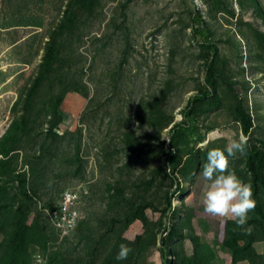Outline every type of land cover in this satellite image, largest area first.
I'll list each match as a JSON object with an SVG mask.
<instances>
[{"label": "rangeland", "instance_id": "obj_1", "mask_svg": "<svg viewBox=\"0 0 264 264\" xmlns=\"http://www.w3.org/2000/svg\"><path fill=\"white\" fill-rule=\"evenodd\" d=\"M99 1L91 14L72 6L79 0H0V138L23 114H33L37 120L33 128L43 127L45 132L48 94L51 90L60 92L62 80H72L76 87L65 93L69 127L62 124L56 138L47 135L52 146H48L47 155L52 159L43 174H38L36 180L31 176L28 164H23L24 147L7 156L0 154V159H8L19 152L17 168L26 174V190L32 187L30 181L36 188L29 192L30 201L22 203L30 206L26 211L31 215L35 214V206L46 214L60 235L58 241H48L45 248L39 241L24 247L28 264H47L50 250L67 238V246L85 252L84 259L88 258L89 248L98 243L94 264H163L158 219L167 208L166 192L171 195L175 189L167 223L184 225L178 245L188 255L194 246L188 235L192 233L214 253L215 264H264V225L255 222L249 213L245 227H236L240 232L248 230L249 237L243 242L246 256L234 263L223 243L226 226H235L233 220L204 211L202 194L208 182L198 170L192 178L186 171L191 161L187 150H199L205 161L209 150L220 148L227 154L231 139L244 136L234 114L236 101L229 85L250 117L249 139L244 137L248 146L254 145L262 152L264 167V53L247 25L239 22L264 30V0H257L258 7L248 0H204L220 9L224 3L230 5L234 16L222 10L208 11L202 0ZM242 2L246 4L244 9ZM197 10L215 28L213 40L220 47L217 66L229 85L219 81V109L210 110L213 102L206 100L195 104L201 139L192 143L188 135L177 130L178 123H185L187 128L190 125L185 118L188 105L200 94L208 73L207 49L192 32L191 18ZM67 18L73 26L58 34L57 25ZM55 38L59 41L56 61L40 74L47 47ZM251 45L254 52L261 53L259 57L253 55ZM35 80L40 88L35 91V99L28 101L27 93ZM128 131H134L135 136L127 142ZM24 136L27 143L30 132ZM72 153L81 162L76 161L68 174L63 165H68L67 157ZM254 164H258L257 159ZM229 169L244 181L249 180L244 153L229 157ZM23 187L18 182L16 200ZM108 188L111 192L123 188L136 205L150 202L146 219L134 221L125 231L120 223L111 226L116 214L107 210ZM66 192L77 195L69 210L76 209V226L80 227L64 233L54 222L55 212L62 209L58 203ZM143 195L145 200L141 199ZM51 199L57 204L55 211L44 207ZM262 203L264 208V195ZM2 215L3 220L9 219L6 211ZM1 230L8 234V229ZM2 234L0 231L1 241ZM122 243L132 251L127 259L117 260Z\"/></svg>", "mask_w": 264, "mask_h": 264}, {"label": "trees", "instance_id": "obj_2", "mask_svg": "<svg viewBox=\"0 0 264 264\" xmlns=\"http://www.w3.org/2000/svg\"><path fill=\"white\" fill-rule=\"evenodd\" d=\"M206 5L208 11L213 13H219V11H226L230 15H235L234 10L228 4H223L222 9L215 8L208 2L202 0ZM251 1V4L255 7L259 6L257 0H248ZM101 1L99 0H79V3H71L72 6H78L82 9L88 10L89 13L93 14L94 9L99 5ZM241 8L246 7L245 2L240 4ZM260 15L263 16L262 10L259 11ZM224 13V12H223ZM225 17V16H224ZM64 19V17L62 18ZM242 24L247 25L250 30V35L254 38L258 47H261L262 53H264V30L254 27L249 22H244L239 20ZM74 22L69 20H63L62 23L57 25L59 30L58 34L62 33L64 30H68L73 26ZM192 32L197 41L207 49L208 56L205 59V64L208 69V73L205 77L204 84L200 89V94H197L193 100L188 105L189 110L186 113L185 118L189 120L190 125L186 126L184 123H178L179 129L177 132L185 133L188 135L192 143L201 139V136L197 133V122L198 119L194 113L195 104L206 100L210 103L213 102V106H210V110L219 109L222 106V96L219 92V81L226 83L225 74L218 69V58H219V45L213 40L215 34V28L212 25L211 21L204 16L200 10H197L193 17L191 18ZM241 30L243 35H246L245 30ZM59 44V41L55 38L53 43H50L47 47V51L44 55V60L41 62L39 68V73L42 74L44 70L46 71L49 66H51L56 61L57 52L56 45ZM263 45V46H262ZM238 48L240 44L238 42ZM252 46V45H251ZM253 55L261 54L259 51L254 52L255 48L252 46ZM241 55H239L240 60ZM243 69L241 68V71ZM72 80H62V90L60 92H55L51 90L47 97V103L44 106V118L48 121V128L44 132L43 127L34 129L36 124V118L33 114H23L20 118H15L3 136L0 138V154L8 155L12 151L21 150V147H24L26 157L23 164H28L30 168V174L35 179L38 174H43V171L47 170L49 163L51 161V156L47 155V150L49 142L47 135H54L53 138H56L57 133H60V128L62 124H66V127H69L68 119L66 116V109L64 108V99L65 93L67 90L76 89L73 87ZM40 88V83L38 80H35L32 86L30 87L27 93L28 101L35 99V91ZM231 90V95H233L236 105L234 106V114L236 120L240 124L241 133L244 136L248 137V131L251 127V121L248 113L242 108L241 100L237 101L238 96L236 95V90L229 85ZM46 88V93H47ZM239 100V99H238ZM209 106V105H208ZM30 132V138L27 143H24V135ZM68 132V131H67ZM135 136L134 131H128L125 133L126 141H130L131 138ZM38 137H43L38 138ZM52 147V146H51ZM62 151V149H61ZM59 152V154L61 153ZM190 155V164L188 165L186 171L188 175L192 178L194 171L198 170L202 174V165L206 163L202 159V154L199 150H195L192 147L189 151ZM16 153L13 157L5 159H0V231L3 233L4 240H0V264H28V260L24 257L25 253L23 248L29 245L30 243H35L39 241V244L42 247H46L45 244L50 241L59 240V232L53 226L52 222L48 219L46 214H42L38 210L35 211L33 215L26 211L28 206H25L22 201H30L29 192H34L36 190L35 184L30 181L29 190H26V174L24 171H18L19 166V152ZM262 152H260L254 145L248 146L246 144V149L244 152L245 165L247 171L250 173L249 180H245L246 183H249L252 188V198L255 201V208L250 212V216L255 222H260L264 225V208H263V193H264V167L263 161L261 159ZM255 159L258 160V164L255 165ZM68 165L64 166V171L70 174L71 169L73 168L76 161L81 162L77 155L73 153L67 157ZM79 167V165H78ZM54 168H52L53 171ZM74 171H77L75 168ZM59 178V177H57ZM36 180V179H35ZM24 184V187L21 191V196L16 200L17 196V184ZM54 183V182H53ZM146 186V184L144 183ZM148 186V185H147ZM49 187H53V184ZM48 187V188H49ZM142 185H139L140 189ZM50 189V188H49ZM57 191L56 189H50ZM61 190V189H60ZM108 200L107 210H112L115 214V220L111 222V226H115L117 223H120L124 231L127 227L136 220H141L143 222L146 219L145 210L148 205V201H142L141 204H137L133 200L132 196L126 194L123 188H117L115 192H111L108 188ZM176 192V189L171 192V195ZM169 192H166L167 199V208L162 210V216L158 219V224L160 225V231L163 229L167 230V235L162 236L160 247L161 256L163 258V264H215V255L211 250H208L202 243V240L199 236H195L192 233H189V238L194 243L192 254L184 250L183 246H179L181 238L183 237L182 229L184 225H179L178 222L173 224H167L170 221L168 211H172V196ZM144 196V195H143ZM10 197V201L8 199ZM145 200V196L141 198ZM44 207H47L48 210H54L57 207V204L51 199L50 202L44 203ZM58 206L60 204L58 203ZM43 207V208H44ZM116 208V210L114 209ZM9 213V219L3 220V212ZM55 211V210H54ZM12 212V213H10ZM14 212V213H13ZM112 213V212H111ZM172 218V217H171ZM80 226L77 225L75 229H78ZM8 229V234L6 235L1 229ZM73 229V231L75 230ZM76 231V230H75ZM108 231L105 232V234ZM249 237L248 230L246 232H240L236 226L231 224L226 226L225 237L223 243L225 247L232 254V261L234 263L241 262L246 256V250H243V242ZM139 238V237H138ZM61 242V245L55 244L56 248H52L49 254V259L47 264H94L95 255L97 252L96 246L98 243H94L91 248L87 251L88 258L84 259L83 254L85 253L82 249L77 247H69L66 244V241ZM84 249V248H83ZM21 251V252H20Z\"/></svg>", "mask_w": 264, "mask_h": 264}, {"label": "clouds", "instance_id": "obj_3", "mask_svg": "<svg viewBox=\"0 0 264 264\" xmlns=\"http://www.w3.org/2000/svg\"><path fill=\"white\" fill-rule=\"evenodd\" d=\"M247 140L244 136L231 139L225 150L213 148L207 152V161L202 165V177L208 182L202 194L203 209L219 218H230L237 228H244L248 214L254 210L252 188L235 172L229 169V157L243 154ZM125 244L119 245L117 260H125L131 252Z\"/></svg>", "mask_w": 264, "mask_h": 264}, {"label": "built area", "instance_id": "obj_4", "mask_svg": "<svg viewBox=\"0 0 264 264\" xmlns=\"http://www.w3.org/2000/svg\"><path fill=\"white\" fill-rule=\"evenodd\" d=\"M76 199H77L76 194H74L73 192H66L63 200L60 203L62 209L60 211L55 212L54 223L57 224L58 228H61L64 233L69 231L70 228L73 230L74 227L76 226L78 213L76 209H73L72 211L69 210V208L74 205ZM167 230L163 229L161 231L163 236L167 235L168 232Z\"/></svg>", "mask_w": 264, "mask_h": 264}]
</instances>
